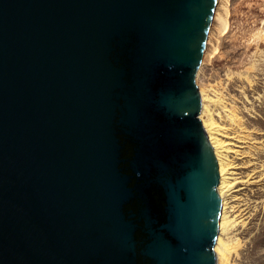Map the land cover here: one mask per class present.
I'll list each match as a JSON object with an SVG mask.
<instances>
[{
    "label": "water",
    "instance_id": "water-1",
    "mask_svg": "<svg viewBox=\"0 0 264 264\" xmlns=\"http://www.w3.org/2000/svg\"><path fill=\"white\" fill-rule=\"evenodd\" d=\"M217 3L0 0V264H216Z\"/></svg>",
    "mask_w": 264,
    "mask_h": 264
},
{
    "label": "rangeland",
    "instance_id": "rangeland-1",
    "mask_svg": "<svg viewBox=\"0 0 264 264\" xmlns=\"http://www.w3.org/2000/svg\"><path fill=\"white\" fill-rule=\"evenodd\" d=\"M229 11V28L196 82L221 98L212 106L216 120L246 140L244 153L234 155L243 180L230 233L237 248L228 264H264V0H229Z\"/></svg>",
    "mask_w": 264,
    "mask_h": 264
},
{
    "label": "bare ground",
    "instance_id": "bare-ground-1",
    "mask_svg": "<svg viewBox=\"0 0 264 264\" xmlns=\"http://www.w3.org/2000/svg\"><path fill=\"white\" fill-rule=\"evenodd\" d=\"M229 14V0H218L213 17L214 22L207 38L203 62H210L214 59L218 50L217 41L219 36L229 28ZM199 90L202 100L199 117L202 120V124L208 134L218 160L220 172L218 192L223 199L220 231L214 247L216 264H228L233 252L237 248V242L233 240L230 233L233 232L232 229L237 223V215L233 216V212L237 208L235 202L238 198L236 193L238 190L237 187L243 180L242 176L239 175V165L235 162L234 155L237 156L244 153L243 143L246 140L243 137L231 133L228 127L220 124L216 120L212 106L220 104L222 102L221 98L210 95L209 90L204 86H200Z\"/></svg>",
    "mask_w": 264,
    "mask_h": 264
}]
</instances>
